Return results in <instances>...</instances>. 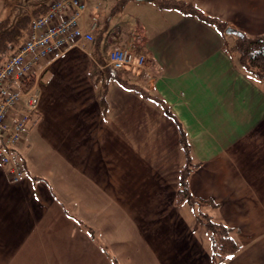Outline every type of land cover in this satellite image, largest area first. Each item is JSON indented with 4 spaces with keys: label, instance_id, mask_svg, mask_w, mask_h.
Returning a JSON list of instances; mask_svg holds the SVG:
<instances>
[{
    "label": "crops",
    "instance_id": "0c3cea01",
    "mask_svg": "<svg viewBox=\"0 0 264 264\" xmlns=\"http://www.w3.org/2000/svg\"><path fill=\"white\" fill-rule=\"evenodd\" d=\"M186 1L232 31L129 0L99 52L71 46L36 65L38 110L18 144L20 179L0 161V264H213L196 212L240 245L221 264H264V83L224 49L238 31L264 34V0ZM88 2L86 22L106 14L101 0ZM16 10L18 0H0V19ZM119 44L148 55L149 74L125 78L179 121L199 163L190 191L216 206L175 204L183 155L160 105L113 80L102 99L96 62Z\"/></svg>",
    "mask_w": 264,
    "mask_h": 264
},
{
    "label": "built area",
    "instance_id": "2783aa9c",
    "mask_svg": "<svg viewBox=\"0 0 264 264\" xmlns=\"http://www.w3.org/2000/svg\"><path fill=\"white\" fill-rule=\"evenodd\" d=\"M86 7L87 0H52L44 14L31 17L22 43L0 65V161L13 181L24 172L18 144L38 110L34 82L27 89L23 84L39 62L58 58L71 46L92 47L98 18L91 16L86 22ZM96 64L99 70L109 67L122 75L149 74L148 55L130 44L110 48L106 61Z\"/></svg>",
    "mask_w": 264,
    "mask_h": 264
},
{
    "label": "trees",
    "instance_id": "16d2710c",
    "mask_svg": "<svg viewBox=\"0 0 264 264\" xmlns=\"http://www.w3.org/2000/svg\"><path fill=\"white\" fill-rule=\"evenodd\" d=\"M52 0H39L32 9L35 16L44 14ZM129 0H115L111 6V11L121 10ZM159 8H174L183 14H191L201 21L215 27L220 32H224L226 23L210 14H207L191 2L186 0H153ZM29 11L17 12L11 19H0V65L13 53L22 43L30 24ZM106 28L99 27L95 34L93 46L95 53L100 51L104 41ZM226 52L237 56L239 67L246 73L254 75L257 79L264 83V34L249 36L242 32H236L233 40L226 43L224 46ZM98 60H100L98 58ZM101 61V60H100ZM103 74V89L101 91L102 99L106 95V85L113 80L119 83L124 88H127L134 93L142 96L145 99L155 102L160 105L166 114L170 117L171 114L160 99L151 95L142 86L130 82L120 72L106 67L101 72ZM34 76L32 75L23 84V89L33 85ZM173 118V117H172ZM179 133V143L182 150L183 162L179 167L178 187L175 194V204H187L191 208L201 207L203 205L216 206L214 202L207 199H202L194 196L190 191V176L192 171L199 165L194 161L190 151V145L186 134L180 125L179 121L173 118ZM197 218L202 223L204 228L211 235L210 255L213 264H221L230 256L234 255L240 248V245L233 236L232 230L220 221H215L208 215L202 212H196Z\"/></svg>",
    "mask_w": 264,
    "mask_h": 264
},
{
    "label": "rangeland",
    "instance_id": "374dc122",
    "mask_svg": "<svg viewBox=\"0 0 264 264\" xmlns=\"http://www.w3.org/2000/svg\"><path fill=\"white\" fill-rule=\"evenodd\" d=\"M37 1H39V0H18L19 7H21V9L23 11H29L30 18L35 16L32 13V9L36 5ZM88 1H89L88 4H90V3H92L93 0L92 1L88 0ZM95 2L96 3H94V5L97 6L98 5L97 1H95ZM100 4L104 5V10L106 11V14L102 18L98 17L97 23H98L99 26H100V24H102L101 21L104 19V23H103L104 25L102 27H104L106 29L107 28L111 29L114 26L119 25L122 21H124V20H126L128 18V13H127L126 9H121V10H117V11H111V6H112L111 0H101ZM94 5L91 6V7H93V9H94ZM109 8H110V11H108ZM16 11L19 12V10H16ZM97 13H99V12H97ZM113 35H115V33L112 32L110 34V36H113ZM118 39L120 41V40H122V37H118ZM112 47H114V45L111 46L110 48H112ZM195 215H196V213H195ZM195 218H196V220L199 221V218H197V215L195 216Z\"/></svg>",
    "mask_w": 264,
    "mask_h": 264
},
{
    "label": "water",
    "instance_id": "95a60500",
    "mask_svg": "<svg viewBox=\"0 0 264 264\" xmlns=\"http://www.w3.org/2000/svg\"><path fill=\"white\" fill-rule=\"evenodd\" d=\"M138 1H141V0H138ZM21 7H19V12H21ZM230 31H232V29L231 28H226V32H230Z\"/></svg>",
    "mask_w": 264,
    "mask_h": 264
}]
</instances>
